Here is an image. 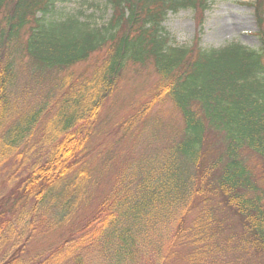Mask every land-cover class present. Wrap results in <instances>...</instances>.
Masks as SVG:
<instances>
[{"label": "trees", "instance_id": "trees-1", "mask_svg": "<svg viewBox=\"0 0 264 264\" xmlns=\"http://www.w3.org/2000/svg\"><path fill=\"white\" fill-rule=\"evenodd\" d=\"M63 2L0 0V176L6 173L0 264H87L84 252L97 245L99 264H163L173 253L156 249L151 262L150 220H165L177 208L174 219L180 220L193 200L203 210L185 231L193 230L192 255L199 256L205 236L221 231L214 214L226 209L240 223L239 233L226 237V256L240 261L251 254L264 264V190L257 178L264 180V33L257 34L258 48L176 46L163 33L165 16L206 0H106L111 16L101 24L79 15L57 17ZM252 5L259 27L264 0ZM100 52L104 58L88 75L60 76ZM17 57L27 59L34 81L52 75L56 96L49 90L23 108L11 93ZM144 63L158 83L150 103L119 128L129 133L153 106L170 102L182 120L179 136L116 185L70 241L28 257L36 224L63 228L86 201L88 144L100 109L125 66ZM177 224L175 237L184 234Z\"/></svg>", "mask_w": 264, "mask_h": 264}, {"label": "rangeland", "instance_id": "rangeland-1", "mask_svg": "<svg viewBox=\"0 0 264 264\" xmlns=\"http://www.w3.org/2000/svg\"><path fill=\"white\" fill-rule=\"evenodd\" d=\"M105 2L106 0H66L57 6V17L79 15L94 24H101L111 16V10L105 7ZM253 3L254 0H206L205 4L202 3L197 8L168 12L161 27L169 42L176 46H189L196 42L198 47L206 50L219 49L230 43L258 48V35L264 33V21L258 27ZM103 56V52L94 54L86 62L60 76L68 73L74 79L81 73L88 75ZM27 63L25 57L14 58L15 78L11 93L23 108L36 104L47 96L49 90H55L54 96L58 93L57 88L53 89L52 75L49 79L36 82L30 75ZM157 83L158 77L150 63L125 66L116 89L100 109L94 134L88 144L90 174L85 184L86 201L72 223L63 228L47 229V223H34L36 229L26 243L28 257L46 253L64 241H70V234H75L82 227L85 217L95 211L97 205L113 192L116 185L122 186L124 178L137 170L145 158L156 159L164 147L177 139L182 129V120L170 102L153 106L129 133H124L119 128L121 123L135 114L137 108L150 103L149 99ZM253 164L254 161L250 160L249 165ZM5 174L3 171L0 182ZM257 178L259 186L264 190V180L261 176ZM193 201L195 205L191 211L183 210L180 220L178 217L174 219V212L179 213L180 208L172 211L165 220H150L152 231L147 248L151 262L155 259L154 250L165 252L168 249L173 255H168L166 251L169 259L163 264H260V260L251 254L240 256V261L235 256H226L230 253L226 237L240 231L238 219L226 209L217 210L214 214L216 221L220 220L222 223L219 226L221 231L215 230L214 237L212 233L207 237L203 235L205 238L199 247V256L192 255L193 244L188 236L193 234V230L187 233L185 231L196 225V219L203 210L196 200ZM177 223H181L184 234L186 233L178 235L179 238L175 237ZM86 250L84 256L87 264L102 262L103 252L98 245ZM63 264H71V261H64Z\"/></svg>", "mask_w": 264, "mask_h": 264}]
</instances>
